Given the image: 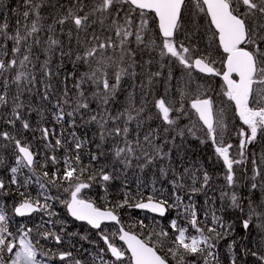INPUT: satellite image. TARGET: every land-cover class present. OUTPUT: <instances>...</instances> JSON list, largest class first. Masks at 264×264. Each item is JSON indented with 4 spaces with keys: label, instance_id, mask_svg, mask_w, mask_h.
<instances>
[{
    "label": "snow or ice",
    "instance_id": "1",
    "mask_svg": "<svg viewBox=\"0 0 264 264\" xmlns=\"http://www.w3.org/2000/svg\"><path fill=\"white\" fill-rule=\"evenodd\" d=\"M189 137L211 142L223 169L215 178L197 162L175 163ZM0 151L11 152L0 193L15 186L19 196L0 204V264L70 260L46 245L77 235L67 231L74 222L102 242L97 249V239L80 237L94 248L91 264H221L219 241L236 231L224 214L235 210L245 232L255 221L261 235L241 251L264 264V0H21L0 22ZM93 188L101 206L85 195ZM124 210L153 216L126 227ZM34 213L35 227L13 230V217ZM236 244L228 243L230 264Z\"/></svg>",
    "mask_w": 264,
    "mask_h": 264
},
{
    "label": "rangeland",
    "instance_id": "2",
    "mask_svg": "<svg viewBox=\"0 0 264 264\" xmlns=\"http://www.w3.org/2000/svg\"><path fill=\"white\" fill-rule=\"evenodd\" d=\"M19 3H21V0H0V22H2V13L4 11H7L8 8L16 7ZM9 22H10V24H14L15 23L14 18L10 17V21ZM145 58H147V57H145ZM71 67L72 66L70 64H67L66 65V70H68V69L70 70ZM70 83H71V81L69 82V84ZM130 83H131V81H127L125 83V85H124L125 88H129ZM216 83L218 84L219 81L217 80ZM217 91H219L218 88H217ZM125 95H126V93L121 95V100L122 101L124 100V96ZM216 104H217V107L220 106L219 100L216 101ZM189 111H191V110L189 109ZM229 117H230V120H229L230 125L232 123L238 124V119H236V118H235V120L232 119V113H229ZM35 119H36V117L34 115L33 116V121H35ZM27 134H29V133H27ZM89 137H91V135H89ZM189 138H188V140H189ZM177 143H180L179 138H177ZM233 143H238V141L233 139ZM185 144L187 145V142ZM185 144L183 145V147H182V149L180 150L179 153H175L174 154L175 163L176 164L184 163V162H180L179 159H180V156L182 154V151L184 152V150H185L184 149L185 148ZM261 147H262V145L260 143H257V144H255L253 146V149H254V151H256L259 154V152L261 151ZM211 151L213 152V148H212V145H211V142H210L209 152H211ZM0 156H3L5 158V164L4 165H0V178H4L5 170L8 167L11 166V158H10L11 157V152L10 151H8V152L0 151ZM85 162H87V158L86 157H85ZM209 164L211 166V169L217 170L216 175L223 171L221 164L215 163V157L210 158ZM185 165L188 166L189 164L185 163ZM182 167H185V166H182ZM249 169H250V165H249ZM237 174L239 175V170H238ZM249 175H251L250 170H249ZM129 179L131 180V181H129V183L135 185V176H133L131 173H129ZM141 179H146V180L150 181L152 179L151 173L149 172L147 176H141ZM5 183L7 184L8 181L6 180ZM120 183H121L120 181H116L115 182V186L111 187L110 190L119 189L120 188ZM223 183H224L223 180L219 181V184H223ZM157 187H159V185H157ZM28 190L31 192L32 196L35 197L36 194H37L38 186L37 185H35L34 187L30 186ZM12 191L16 192L15 186H13ZM133 191H135V187H134ZM145 191H147L148 193L151 191V185L150 184H149V187ZM238 191H241L243 194L246 195L248 190H247V188H243V189H238ZM85 195L90 197V198H92V199H94L96 201L97 205L101 206L103 204V201L101 200V196H103L104 194L100 191L99 188H93L90 191L89 190H85ZM110 196L114 197V196H118V195L114 193L112 195L110 194ZM113 197H110V199H113V200L116 199V198H113ZM200 197L203 198L204 196L201 195ZM253 199L256 202L260 201V199H261L260 198V192L258 190L254 192ZM0 204H7L9 206V208L12 205V204H10L8 202L7 199H5L3 197L0 198ZM57 205H59L58 202L56 204V209L59 212L60 216L64 217L63 214L61 213L60 209L57 207ZM142 213H144V214H140L138 216L141 219H144L145 217H147V219L145 220V223L146 224L150 223L151 219H152V214L146 213L144 211H142ZM124 214H126V213L124 212ZM172 215H175V213H172ZM239 218H240L239 210H235L234 212L230 211V216H229L228 221H226V223H232L233 224L234 228L236 229L235 233H233V236L241 237L238 240L240 243H244L245 245H247L249 247H254L256 244L259 243V241L261 239V235L259 233V230L256 228V222L254 221L252 223L251 231H250V234H249L248 232H245V230L240 225V219ZM19 219L20 220L17 222L16 226H18V224H20V223H23V224H27V225H29L31 227H35L40 222V214L36 213V214H32L31 217L27 216V217H22V218H19ZM15 227H14L13 230H15ZM115 227L116 226H113V225H110V224L108 225V228H109L110 231L114 230ZM138 231L139 230L137 229L134 232H138ZM71 232L77 233L76 236H78V237H81L82 235H89L90 237L95 238L98 241V237L95 236V233L91 232V230L88 228V226L86 224L82 223L81 226H74ZM249 235H250L251 239L250 240L249 239H245ZM82 241H84V240H82ZM84 242H85V245H84L83 249H78L77 246L75 247L77 252H76V254H74L70 258V260H66L64 262H61V261L60 262H56L55 264H74V260L75 259H81V260L85 261L86 264H87L88 261L90 260V257L92 256L91 254L94 253V248H93L92 245L88 244L86 241H84ZM116 243L118 245H121V243H119L118 240H116ZM226 243H227L226 240L222 241L221 242V247H220V250H219L220 253L225 258L229 256L228 244H226ZM98 245H102V242L98 241ZM46 247L51 248L54 252L67 251L66 250V242L65 241H63V243L61 245H55V246H51V244L48 243L46 245ZM79 253H81L83 256L78 257ZM220 259H221V263H224L222 261V258H220ZM245 264H253V258L250 255L246 257Z\"/></svg>",
    "mask_w": 264,
    "mask_h": 264
},
{
    "label": "trees",
    "instance_id": "3",
    "mask_svg": "<svg viewBox=\"0 0 264 264\" xmlns=\"http://www.w3.org/2000/svg\"><path fill=\"white\" fill-rule=\"evenodd\" d=\"M71 86L72 85L70 83L69 84V87H71ZM192 119L193 120H196V117H195L194 114H193ZM236 119H238V118H236ZM183 123L184 124H188L189 123V120L187 118H185L184 121H183ZM94 129H95V126L93 125L90 129L87 130V135L88 136L89 135H92V131ZM56 131L59 133L60 128L57 127ZM69 131H71V130H69ZM85 131L86 130L83 129V128L77 129L78 134L81 135V136H83L85 134ZM65 134L67 135V132ZM31 135H32L31 133L27 134L28 138H31ZM186 142H187V145L185 144V148H184L185 150H184V152L182 151V154H181V156L183 157V160H181V158L179 159L180 162H184V163L177 164V166L182 167V166H186L185 163L191 164L193 162H197L199 165H203L204 167L208 168V170L213 173V176L215 178L217 170L211 169V166L209 164L210 158L215 157L214 156V153L212 151L209 152L210 141H208V142H206L204 144H201L198 139H193V138L190 137L189 140H187ZM8 176H9V173H8V171L6 169L5 170V174H4L5 182H6V180H7L6 178ZM151 176H152V174H151ZM129 181H131V180L129 179ZM30 186H33L34 187L35 184L30 185ZM130 186H132L133 189L135 187V185H133V184H130ZM109 192H110L111 195L114 194V193L118 195L120 193V188L119 189H113V190H110L109 189ZM12 193L16 194V192H14V191H12ZM147 193L148 192L146 191V194ZM211 194L212 193H210L209 195H211ZM215 196H216V201H215L214 207L218 210V209H220V205H221V202H220V192L219 191H216L215 192ZM261 196H262V194L260 193V198H261ZM1 197L7 199L8 202L10 204H12V201H11L12 194H10V195H4V194L1 193L0 194V198ZM110 197H113V196H110ZM113 198H117V196H114ZM197 199H198V203L201 206H203L205 197L202 198V197L199 196ZM98 206H100V205H98ZM57 207L60 209V211H61V213L63 214L64 217L70 219V217H67L66 209H64L61 205H57ZM212 207L213 206L210 204L209 205V211L210 212H211ZM124 212L126 214H124ZM140 214H144V213H142V211H137V210H124L122 212V220H123V223L125 224L126 227L129 226V225H132L133 221H139V220H141V218L138 216ZM217 214H221V213L218 211ZM229 216H230V211L227 214H224L225 222L228 221ZM19 220L20 219L18 217H13V229H14V227L16 226V224H17V222ZM72 225H73L72 227L69 226L71 229H73L74 226H81L82 224L74 222ZM137 229L138 228H136V227H132L130 230L134 232ZM68 231H69V228H68ZM91 232L92 233H95L94 230H91ZM233 233H235V232H233ZM233 233H232V235H230V236L226 237L225 239H222L221 241H219V244H218V253H219L220 258H222V261L224 262V263H221V264H230V261H231L230 255L225 258L220 253L219 250H220V247H221V242L224 241V240H226L227 241L226 244H228V243L231 242V240L233 238L236 239L237 244H236V247L232 251L235 252L236 255H237V257H238V264H245V261H246V257L247 256H245L244 253L241 251L242 244L243 245H245V244L244 243H240L238 240L241 237H235V236H233ZM72 242L73 243H72V245L70 247L73 248V244H74L73 251H74L75 254L77 252V250L75 248L76 246L78 247V249H83V247L85 245V242L82 241L81 238L78 237V236H76V235L72 236ZM49 244H51V246H55L56 245L54 241L49 242ZM99 246H102V245H97L96 246L97 249H98ZM80 256H83V255L81 253H79L78 254V257H80ZM92 258H93V256L90 257V260L88 261L87 264H91Z\"/></svg>",
    "mask_w": 264,
    "mask_h": 264
},
{
    "label": "flooded vegetation",
    "instance_id": "4",
    "mask_svg": "<svg viewBox=\"0 0 264 264\" xmlns=\"http://www.w3.org/2000/svg\"><path fill=\"white\" fill-rule=\"evenodd\" d=\"M21 182H23V178L21 177ZM90 191V190H89ZM14 200L15 201H17V200H19V196L18 195H16V194H14V193H12V198H11V201H12V204H13V202H14ZM73 225H70V227H72ZM69 227V228H70ZM74 254L72 253V256H73Z\"/></svg>",
    "mask_w": 264,
    "mask_h": 264
},
{
    "label": "water",
    "instance_id": "5",
    "mask_svg": "<svg viewBox=\"0 0 264 264\" xmlns=\"http://www.w3.org/2000/svg\"><path fill=\"white\" fill-rule=\"evenodd\" d=\"M149 214H151V213H149ZM153 215V214H152Z\"/></svg>",
    "mask_w": 264,
    "mask_h": 264
},
{
    "label": "bare ground",
    "instance_id": "6",
    "mask_svg": "<svg viewBox=\"0 0 264 264\" xmlns=\"http://www.w3.org/2000/svg\"><path fill=\"white\" fill-rule=\"evenodd\" d=\"M73 246H74V244H73Z\"/></svg>",
    "mask_w": 264,
    "mask_h": 264
}]
</instances>
